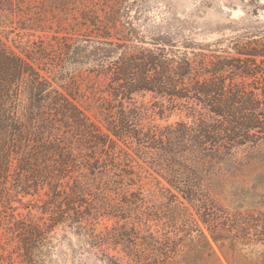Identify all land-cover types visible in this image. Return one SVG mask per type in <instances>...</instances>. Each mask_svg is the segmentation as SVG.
Masks as SVG:
<instances>
[{"label":"trees","instance_id":"obj_1","mask_svg":"<svg viewBox=\"0 0 264 264\" xmlns=\"http://www.w3.org/2000/svg\"><path fill=\"white\" fill-rule=\"evenodd\" d=\"M122 1L0 0V247L38 264L33 247L65 224L87 247L121 244L125 264H264L240 247L264 245V206L216 197L264 174V13L229 50H181L133 43ZM139 92L187 120L145 123Z\"/></svg>","mask_w":264,"mask_h":264},{"label":"rangeland","instance_id":"obj_2","mask_svg":"<svg viewBox=\"0 0 264 264\" xmlns=\"http://www.w3.org/2000/svg\"><path fill=\"white\" fill-rule=\"evenodd\" d=\"M109 2L114 3L115 0ZM122 3L127 10L120 13L125 19L128 12L134 24L136 35L130 38L133 43L151 47L156 42L172 49H175L174 45H176L181 50L186 49L183 45L188 42L201 43L204 47L219 52L229 50L226 48L228 39L238 35L245 28L260 25L254 24L253 20L257 15L262 18L261 15L264 13V0H123ZM14 38H16L15 33H11L10 44L13 43L11 39ZM134 100L146 112L145 123L164 126L187 120L186 110L173 108V102L161 100L151 92H139ZM162 101L164 108L161 105ZM136 160L142 175L145 176L146 187L154 188L153 177L161 178L149 164L151 159L144 160L137 157ZM263 183V173L254 172L247 181L235 177L224 184L216 197L222 205L232 210L261 207L264 206V197H259L258 193H264V190L260 189ZM250 186L257 192L251 198L246 195L247 187ZM27 205L29 206L26 209H31L32 218L35 221H42L43 215L39 214L32 204ZM111 222L100 218L97 227L101 229ZM47 241L38 247H33L38 264H107L108 256H113L122 264L126 262L124 255L126 248L121 244L109 243L104 247H87L82 235L77 233L75 228L65 224L55 226L48 233ZM240 247H245L243 249L245 252L252 250L249 247H256L255 250L264 249V245L260 244ZM20 248L0 247V264H23L18 254ZM214 248L218 251L215 246Z\"/></svg>","mask_w":264,"mask_h":264}]
</instances>
